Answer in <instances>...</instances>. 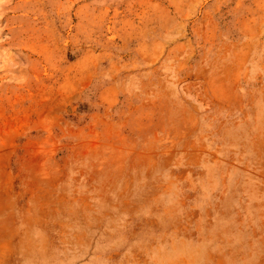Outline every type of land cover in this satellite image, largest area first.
I'll return each mask as SVG.
<instances>
[{
  "label": "rangeland",
  "instance_id": "1",
  "mask_svg": "<svg viewBox=\"0 0 264 264\" xmlns=\"http://www.w3.org/2000/svg\"><path fill=\"white\" fill-rule=\"evenodd\" d=\"M16 211L38 262L264 264V0H0V264Z\"/></svg>",
  "mask_w": 264,
  "mask_h": 264
},
{
  "label": "crops",
  "instance_id": "2",
  "mask_svg": "<svg viewBox=\"0 0 264 264\" xmlns=\"http://www.w3.org/2000/svg\"><path fill=\"white\" fill-rule=\"evenodd\" d=\"M20 217L23 218L24 216L19 211H16V250L17 249L24 250L21 252L20 250L16 251V264H51L47 256L42 262H38L36 259L35 252L34 253L31 252L35 244L31 245L30 243H24L25 235L22 229L23 227L26 228V226H22V228L20 229V225H18V218ZM20 237L22 238L20 239ZM40 244H42V242ZM83 248L86 249V247ZM52 249H54L53 246ZM112 258H113L112 255H106L105 253L94 252L91 256H87L86 258L83 259H77V261L73 262V264H119L116 262L113 263L112 261L114 260H112ZM56 264H61V263H56ZM62 264H68V263H62Z\"/></svg>",
  "mask_w": 264,
  "mask_h": 264
}]
</instances>
